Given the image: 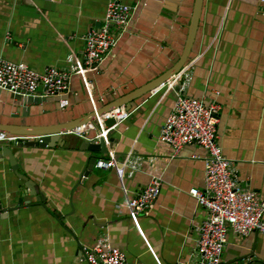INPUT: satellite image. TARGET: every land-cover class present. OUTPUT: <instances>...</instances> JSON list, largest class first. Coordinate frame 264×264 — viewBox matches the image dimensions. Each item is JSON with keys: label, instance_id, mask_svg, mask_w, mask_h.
Segmentation results:
<instances>
[{"label": "crops", "instance_id": "0c3cea01", "mask_svg": "<svg viewBox=\"0 0 264 264\" xmlns=\"http://www.w3.org/2000/svg\"><path fill=\"white\" fill-rule=\"evenodd\" d=\"M122 1L132 7L130 22L99 70L89 73L98 107L146 85L177 62L195 4ZM108 2L0 0V57L39 72L66 68L71 52L82 55L84 36L99 26ZM188 62H193V80L187 93L221 105L223 152L233 160L241 186L264 198V2L204 0ZM9 95H0V123L54 125L94 110L79 74H73L65 99L28 105V116ZM175 101L174 90L154 89L133 102L129 118L111 131L120 160L129 153L144 158L142 168L123 181L115 169L94 165L88 171L90 159L105 153L82 148L85 139L75 134H63V144L52 147L0 141V152L10 146L8 153L19 165L15 170L8 157L0 158V264H89L85 250L101 236L125 251L128 264H199L196 228L207 210L190 189L205 185L207 152L189 144L174 154L160 140ZM154 176L163 182L159 197L148 211L132 216L127 197ZM222 264H264V234L230 232Z\"/></svg>", "mask_w": 264, "mask_h": 264}, {"label": "built area", "instance_id": "2783aa9c", "mask_svg": "<svg viewBox=\"0 0 264 264\" xmlns=\"http://www.w3.org/2000/svg\"><path fill=\"white\" fill-rule=\"evenodd\" d=\"M131 14L130 5L122 0H109L99 26L92 27L84 36L82 55L71 52L66 68L48 66L39 72L27 63L0 57V89L23 96H63L69 90L73 74H79L94 110H97L99 107L95 102L89 73L99 70L107 54L116 46L119 35L128 26ZM7 39L11 40L9 33ZM192 67L193 62H188L156 88H166L176 93L174 106L162 126L160 140L170 145L174 154H179L189 144L206 150L205 185L190 189V194L207 210V218L196 228L197 251L199 264H222L230 232L241 236L253 231L264 234V198L256 190L241 186L233 160L223 152L219 135L221 105L187 93L193 80ZM130 115L131 110L125 105L117 106L97 115L96 120L66 133L78 135L89 142L99 143L103 139L107 151L97 158L95 166L115 169L123 181L125 175L132 177L144 164V158L134 153L120 160L112 146L111 131ZM108 119L114 122L108 125ZM94 130L96 135L90 137ZM17 139L0 132V141ZM162 185V179L154 176L141 191L127 197L125 204L132 216L136 217L152 207L161 193ZM84 259L89 264H128L125 251L114 246L108 236H101L91 248L85 250Z\"/></svg>", "mask_w": 264, "mask_h": 264}, {"label": "water", "instance_id": "95a60500", "mask_svg": "<svg viewBox=\"0 0 264 264\" xmlns=\"http://www.w3.org/2000/svg\"><path fill=\"white\" fill-rule=\"evenodd\" d=\"M203 5H204V0H195L186 44L179 59L173 66H171L168 70H166L163 74H161L154 80L150 81L146 85L132 91L131 93L125 96L112 100L111 102L105 104L104 106L99 107L97 110H93L92 112L80 118H75L73 120L61 122L54 125H34V124L24 125V124H16V123H0V132H5L8 133L9 135L18 137L20 145L52 147L57 144L60 145L63 144L62 135L65 134L67 131L72 130L75 127H78L89 121L96 120L97 115H101L121 105H125L129 110H131L133 107L132 104L133 102H135L139 98H142L144 95L150 93L152 90L162 85L172 75L179 72L182 69V67L188 63L193 45L196 41L197 34L199 32ZM5 92L7 94H10L9 96H11V98L17 101V105L19 106V109L22 108L23 110L22 111L23 116H28L31 114V111L27 109L28 105L39 104L45 101L61 102L62 99H65L63 96H56V97L23 96L20 94L9 93L7 91L0 89V95L5 94ZM18 113H20V111H18ZM18 113L13 115L18 116L19 115ZM113 122H114L113 119H108L106 121L108 125H111ZM95 135H96V131L94 130L91 132L90 137L92 136L94 137ZM81 147L84 149H89L91 151H102L103 153H106L107 151V146L105 145L103 139H101L99 143L89 142L85 140L82 143ZM9 151H11V148L10 146L7 145L0 152V158L8 157L10 159L12 167L15 170H18L19 165L17 164L16 158H13V154H9L8 153ZM96 161H97V156H94L90 159L88 165V171L93 168ZM23 178L27 179V177L25 176ZM26 186L31 191L35 190V187L31 183H29V180ZM19 200H20V204H22L23 199L20 198ZM37 200L38 201L44 200V196L41 193L38 194ZM0 209H2L1 202H0Z\"/></svg>", "mask_w": 264, "mask_h": 264}]
</instances>
